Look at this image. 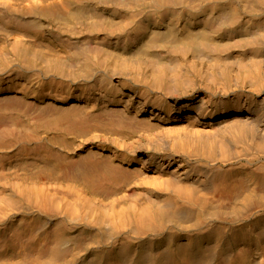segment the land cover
<instances>
[{
    "label": "bare ground",
    "instance_id": "bare-ground-1",
    "mask_svg": "<svg viewBox=\"0 0 264 264\" xmlns=\"http://www.w3.org/2000/svg\"><path fill=\"white\" fill-rule=\"evenodd\" d=\"M0 37V147L50 175L0 183V219L27 200L106 264H264V0H0Z\"/></svg>",
    "mask_w": 264,
    "mask_h": 264
},
{
    "label": "rangeland",
    "instance_id": "rangeland-1",
    "mask_svg": "<svg viewBox=\"0 0 264 264\" xmlns=\"http://www.w3.org/2000/svg\"><path fill=\"white\" fill-rule=\"evenodd\" d=\"M0 44H1V39H0ZM13 144L10 143L5 147H0V155H1L0 164H3L0 167V183L6 182L7 183L6 188L9 187L11 188L12 185L14 186V184L21 182L25 185L31 184L32 186H37L36 181L38 180L44 179L45 181H49L48 177L50 175L48 173L46 175V173H41L38 170H36V171H28L29 173L28 174L26 173V171L21 172V170L16 168L17 166L15 165L18 164L16 160L21 159V155L23 154L20 153L21 148L18 145V143H13ZM69 152H73V150L72 151L70 150ZM25 153L26 152H24V154ZM12 157L13 158L15 157V159H13ZM33 177H35V179ZM50 186L52 188V192L54 190H57L55 184L52 183V185ZM64 186H66V184H64ZM34 209L35 207L33 203L27 200H22L19 203L15 204L0 219V258L7 257L9 260V264H22V262H20L19 260L20 257L18 251L16 250L17 248L14 244L15 238H17L20 235H26L27 238L30 237V240L26 248L32 254H34L33 259H35L34 261L35 264H101V263L106 264V261L111 259V256L112 258L114 257L115 248H113V246L109 247V245H107L106 243L104 244V242L100 241L101 236H99V234H94L89 231L87 232L86 230H83L78 227L70 228L65 223H62L60 218L57 216H54L52 219L47 220L44 223L40 222V225L36 227V231L31 233L30 231L27 230L26 226L32 220H34L32 214ZM18 223L21 224L18 225ZM203 224L205 223L203 222ZM97 238L98 240H96ZM155 248L156 250L159 249L158 246ZM40 250L41 252H39ZM108 251L111 254H109ZM106 254L107 256H105Z\"/></svg>",
    "mask_w": 264,
    "mask_h": 264
}]
</instances>
